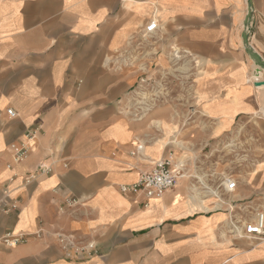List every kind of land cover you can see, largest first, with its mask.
<instances>
[{"label": "crops", "instance_id": "0c3cea01", "mask_svg": "<svg viewBox=\"0 0 264 264\" xmlns=\"http://www.w3.org/2000/svg\"><path fill=\"white\" fill-rule=\"evenodd\" d=\"M251 53L264 64V0H0V264H264V238L229 230L264 209V68ZM143 82L178 103L137 120ZM14 144H34L22 163ZM171 156L188 167L174 189L122 192ZM9 232L28 241L9 248ZM60 234L96 250L69 257Z\"/></svg>", "mask_w": 264, "mask_h": 264}, {"label": "built area", "instance_id": "2783aa9c", "mask_svg": "<svg viewBox=\"0 0 264 264\" xmlns=\"http://www.w3.org/2000/svg\"><path fill=\"white\" fill-rule=\"evenodd\" d=\"M158 30V24L152 22L145 29V36H151ZM156 90L153 87H149L148 84L143 82L140 84L132 96V102L135 106L133 110L134 117L139 120L138 116H135V112L146 113L152 107L153 102L147 101L148 91ZM158 91V90H156ZM7 114L10 118H16L17 114L13 109H9ZM142 119V118H141ZM33 138V136H32ZM33 145L29 147L11 145L10 150L12 152V158L14 163H22L27 159L29 151L33 148ZM67 168L68 164H64ZM187 164L184 161L169 157L167 159L159 160L155 163L154 168L149 172H144L140 175L139 180L131 185H126L121 188L123 193L127 194H144L147 200H152L164 196L168 191L174 189L180 180L187 177ZM53 173L51 166L46 164H40L37 168V175H50ZM236 183L232 180L228 181L227 188L233 190ZM211 194L218 197L219 194L215 191H210ZM67 204L70 207H75L79 204V201L74 196H69ZM12 209H17L16 205L12 206ZM10 210H5L8 212ZM229 230L231 235H238L248 238L263 239L264 238V211H256L253 216H246L242 219L231 217L229 220ZM59 242L66 252L67 256H71V251L75 249V253L81 255H91L95 252L96 246L93 242H84L76 240L72 234H60L58 236ZM28 241V235L14 234L12 232L6 233L2 238V243L9 247L15 248L16 246L26 243Z\"/></svg>", "mask_w": 264, "mask_h": 264}, {"label": "rangeland", "instance_id": "374dc122", "mask_svg": "<svg viewBox=\"0 0 264 264\" xmlns=\"http://www.w3.org/2000/svg\"><path fill=\"white\" fill-rule=\"evenodd\" d=\"M178 67V65H177ZM182 67H184L185 69H189L188 66H186V64L184 63L182 65ZM178 74V73H177ZM172 76V77H170ZM153 81L155 82V79H153ZM178 83V77H174V75H169V76H165L163 75L162 77H159V78H156V82L155 83H158L160 85H167V84H174V83ZM148 94V98H147V101L149 102H153L152 103V106L155 105V106H160L159 104H161L160 102L161 101H166V103H170L171 104H174L175 102L178 103V93H170L169 91L167 92L166 89L164 88H160L159 91H156V90H153V91H148L147 92ZM153 107L152 109H149L146 113H139V112H135V116H138V118H144V117H149L151 116L155 111H157L159 108L158 107ZM173 117H178V108L177 107H174L173 108ZM149 127V126H148ZM165 125H161V124H158V125H150L149 127V130H159V131H163L165 129ZM172 129H173V133H174V130L177 129L178 130V126H171ZM172 132V131H171ZM244 149H241L239 150L240 153L244 152L243 151ZM237 159V158H236ZM235 159V160H236ZM237 161V160H236ZM231 166H232V172L236 173L237 169H238V163H231ZM234 169V170H233ZM231 179L229 180H237L238 181V178L235 174L230 177ZM264 211V209H261Z\"/></svg>", "mask_w": 264, "mask_h": 264}, {"label": "water", "instance_id": "95a60500", "mask_svg": "<svg viewBox=\"0 0 264 264\" xmlns=\"http://www.w3.org/2000/svg\"><path fill=\"white\" fill-rule=\"evenodd\" d=\"M250 50V49H249ZM251 51V50H250ZM251 55H252V57L260 64V65H262L263 66V68H264V64H262L261 62H260V60H259V56L258 55H256V54H252L251 53Z\"/></svg>", "mask_w": 264, "mask_h": 264}]
</instances>
